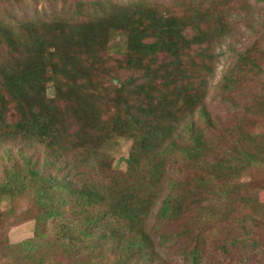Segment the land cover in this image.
Returning a JSON list of instances; mask_svg holds the SVG:
<instances>
[{"label":"trees","instance_id":"obj_1","mask_svg":"<svg viewBox=\"0 0 264 264\" xmlns=\"http://www.w3.org/2000/svg\"><path fill=\"white\" fill-rule=\"evenodd\" d=\"M24 4L0 0V146L15 159L0 198L36 211L32 237L0 235L5 264H170L166 248L175 264L264 254V203L244 179L264 168V14L220 85L235 116L224 124L206 107L209 78L249 0H73L46 14ZM118 140L131 142L124 170L106 148Z\"/></svg>","mask_w":264,"mask_h":264},{"label":"rangeland","instance_id":"obj_2","mask_svg":"<svg viewBox=\"0 0 264 264\" xmlns=\"http://www.w3.org/2000/svg\"><path fill=\"white\" fill-rule=\"evenodd\" d=\"M73 0H25V4L22 9L30 11L31 13L38 9L40 13H51L59 10L64 2ZM121 3L133 1V0H115ZM171 2L173 0H153ZM254 7V11L249 17H244V12L236 9V12L240 14L233 15V25L231 28V34L228 38L224 39L216 48L215 53L217 61L212 76L209 78L208 94L206 98V107L211 112L213 117H218L224 124H232L234 115L228 113L229 104H224L221 100L220 87L224 83L225 78L229 76L230 70L234 69L238 56L248 49L258 38L259 22L261 21V15L264 14V9L261 4H256L255 0H249ZM1 10V8H0ZM48 96H53V89L49 86L47 90ZM261 129H264V122L260 125ZM131 147V142L127 140L111 141L106 148L115 157L113 165L118 170H124L126 167L125 159L128 157V153ZM3 148V149H2ZM24 148L22 144H14L10 151L15 154H19V150ZM33 150V151H32ZM30 152L41 157V148L32 149ZM35 153V154H34ZM0 174L7 165H12L14 161L7 158L4 153V147L0 146ZM20 157V154H19ZM19 165V164H18ZM50 172V171H49ZM245 180H255L258 187V193L261 201L264 203V168L251 171V174L244 178ZM0 211H5L3 216H0V235H8L11 243H19L25 239L33 236L34 221L32 218L35 216V208L24 197L12 198L10 196H3L0 198ZM7 233V234H6ZM4 236H1L4 238ZM256 237L260 244L264 243V234L256 228ZM167 251V252H166ZM166 254L164 259L170 264H175L178 261L181 262V258L177 257L174 250L166 248ZM1 256V255H0ZM253 264H264V254L256 255L253 257ZM68 264L66 262H60V258L54 264ZM0 264H5V261L0 257Z\"/></svg>","mask_w":264,"mask_h":264}]
</instances>
